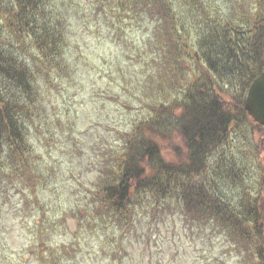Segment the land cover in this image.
<instances>
[{"label":"rangeland","instance_id":"1","mask_svg":"<svg viewBox=\"0 0 264 264\" xmlns=\"http://www.w3.org/2000/svg\"><path fill=\"white\" fill-rule=\"evenodd\" d=\"M200 1L205 11L190 0H160L163 7L148 13L135 0H57L55 11L68 14L67 60L49 81L38 77L42 115L33 117L37 130L29 124L28 140L39 181L32 187L0 175V264H240L237 250H210L169 212L152 216L137 207L131 226L101 214V189L118 176L136 133L154 139L166 159L184 156L183 140L167 123L195 84L210 89L196 79L210 78L203 40L211 25L227 22L237 0ZM232 20L242 22L237 15ZM168 30L178 48L169 50ZM178 49L190 66L175 70L168 54ZM155 115L161 134L148 130ZM235 129V153L249 156L259 171V157L252 155L264 146V128L246 113ZM258 171L244 175L242 189H258Z\"/></svg>","mask_w":264,"mask_h":264},{"label":"trees","instance_id":"2","mask_svg":"<svg viewBox=\"0 0 264 264\" xmlns=\"http://www.w3.org/2000/svg\"><path fill=\"white\" fill-rule=\"evenodd\" d=\"M135 1L148 13L164 4ZM251 1L237 0L231 7L235 14L223 25H211L203 40L207 49L201 55L210 78L206 74L196 79L207 80L210 89L195 84L186 100L176 104L181 112L168 114L171 121L165 123L183 140L184 156L166 159L154 139L136 133V139L127 142L118 176L102 187L100 204L101 214L123 226L133 225L137 207L152 216L169 212L210 250L220 247L229 254L232 248L240 264H264V146L252 155L259 157L258 171L249 156L235 153L230 140L238 120L246 117L247 89L264 72V0ZM190 3L205 11L200 0ZM57 5V0H0V175L18 177L32 187L39 176L29 163L28 132L29 124L38 129L35 120L42 115L38 77L49 81L50 73L63 70L67 60L63 50L68 14L56 12ZM235 15L241 23H234ZM161 21L168 26L172 20L165 14ZM171 33L165 36L169 50L179 46ZM180 51L168 54L175 70L190 66ZM159 118L148 120V130L162 133L156 129ZM260 141L264 144V132ZM255 171L258 189H242L244 175ZM217 238L222 246L214 245Z\"/></svg>","mask_w":264,"mask_h":264},{"label":"water","instance_id":"3","mask_svg":"<svg viewBox=\"0 0 264 264\" xmlns=\"http://www.w3.org/2000/svg\"><path fill=\"white\" fill-rule=\"evenodd\" d=\"M244 109L255 123L264 127V72L250 84Z\"/></svg>","mask_w":264,"mask_h":264}]
</instances>
